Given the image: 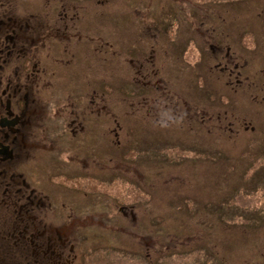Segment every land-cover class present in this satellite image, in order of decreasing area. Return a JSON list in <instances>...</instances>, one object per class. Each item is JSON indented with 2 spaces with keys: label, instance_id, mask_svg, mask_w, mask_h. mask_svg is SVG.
Masks as SVG:
<instances>
[{
  "label": "rangeland",
  "instance_id": "rangeland-1",
  "mask_svg": "<svg viewBox=\"0 0 264 264\" xmlns=\"http://www.w3.org/2000/svg\"><path fill=\"white\" fill-rule=\"evenodd\" d=\"M61 1L64 8L80 11L86 30L99 32L101 44L95 45L96 53L90 51L89 61L72 59L60 84L52 82L56 102L49 109L59 110L63 98L72 101L71 94L98 91L99 139L92 143L98 155L73 161L64 155L38 158L19 163L17 171L29 184L27 192L34 189L47 198L45 224L53 221L64 232L74 226L77 235L69 237H76L73 264H157L158 246L149 261L144 258L147 240L164 246L173 238L178 243L164 251L163 264H264V168L259 165L264 161V90H253V81L264 76V0H0V11L54 13ZM204 32L226 45L220 59L227 47L229 60H245L239 68L249 87L243 92L241 83L234 93L222 78L205 73L216 61L205 53ZM144 45L161 47L163 59L174 53L162 66L177 74L180 96L164 101L176 105L184 118L145 122L142 108L152 109L153 98L146 100L135 73L121 68V59L140 55ZM221 95L226 103L212 111L208 128L201 110L208 100L219 103ZM90 102L88 107L96 103ZM224 110L248 121L254 131L228 135L217 118ZM115 116L122 127L117 145L103 126ZM74 168L90 171L77 175L71 173ZM11 170L0 171L9 175ZM85 217L95 221L70 225Z\"/></svg>",
  "mask_w": 264,
  "mask_h": 264
},
{
  "label": "flooded vegetation",
  "instance_id": "flooded-vegetation-1",
  "mask_svg": "<svg viewBox=\"0 0 264 264\" xmlns=\"http://www.w3.org/2000/svg\"><path fill=\"white\" fill-rule=\"evenodd\" d=\"M66 5L68 4L66 3ZM60 8L54 13H4L0 11V164L8 163L12 168L9 171L10 175H16L22 179V183L25 178L17 171L19 163L61 155L67 156L68 161H73L74 158L78 159L81 156V160H91V157L98 155V150L92 146V143L99 139V116L102 107L100 106L101 95L98 91L93 89L80 97L71 94L69 97L72 101L70 102H65L61 96L63 98L62 107L59 110L49 109L56 102L52 99L55 97L53 83L60 84L64 80V69L75 58L83 60L84 63L89 61L93 56L90 51L96 53L95 45L101 44L100 33L86 30L84 19L79 15L80 11L75 10V6L64 8V3L61 1ZM92 29L98 30L95 27ZM205 34L206 32L203 36L205 53L207 52L210 57L213 56L216 61L215 67L218 60L221 62V66L216 70L217 74L221 75L222 84L229 91L236 93L239 89H235L234 86H239L241 83L240 90L243 92L247 84V77L242 74L239 66L241 64L242 68L245 60L239 56L234 57L236 62L229 60L227 47L220 59V49L222 50V47L226 45L214 42V36L212 39H207ZM107 43L112 47V42L107 41ZM103 44H106V41H103ZM155 49H148L144 45L140 55H136L134 58H128L126 55L121 59L124 64L121 65L122 70L127 73H135L142 94H145V99L148 100L149 96H152V101L155 103L152 109L142 108L147 125H151L152 120L160 124L159 119H171L173 116L184 118L177 111L176 105L171 101L170 103L164 101L171 95L180 96L175 86L177 74L171 75L166 71L167 67L162 66V62L174 53H167L163 59V49L161 47H157L156 51ZM155 54H158L156 59H154ZM94 57L96 59L94 61L98 62V56L94 54ZM225 77L226 80L223 81ZM253 82L254 93L263 92L264 76ZM231 84L234 85L230 87ZM247 86L249 87L248 84ZM223 96H220L219 103L215 101L212 103L211 100H208L207 105L201 110L205 115V124L208 128L211 127L213 120L212 111L220 109ZM82 99H86L88 104ZM92 100H95L96 103H93L92 107H88ZM225 103L226 101L222 102V105ZM186 112L184 111V113ZM194 115L196 116L195 113ZM120 118L127 121L126 116ZM217 118L223 121L220 123V127L228 135H231L233 131L240 133V129H243L244 132L254 131L248 121L238 119L235 114L228 116V112L225 110ZM56 120H60V122H56ZM111 121L108 119L107 124L103 126L107 128V134L111 135L112 144L117 145L118 131H121L122 127L116 116ZM235 122H238L240 126L235 127L233 125ZM201 124H204V121ZM125 132L127 135V131ZM86 143L89 148L85 151L87 145L84 146V144ZM69 145L77 150H72ZM259 165L264 168V161L259 162ZM89 171L85 168H74L71 173L84 175ZM28 185L24 187L28 189ZM261 189L262 187H257L256 192ZM33 191L34 189L30 190L33 198L31 204L44 207L40 211L43 227L50 226L52 229L50 233L39 234V237H45L48 240L46 243L48 248L33 252L34 258L40 254L45 256L44 264H73L76 255L72 254V248L75 246L76 237L75 240L74 237L69 238L77 235V233H73V224L79 222V225L84 226L85 221H90L91 218H81L82 221L74 218V222H70L73 227L68 232L58 228L53 221L50 225L45 224L43 218L45 214L42 213L49 211L50 204L46 197ZM61 205L65 206V202L62 201ZM125 216L128 215L125 214ZM130 216L132 219V214ZM34 220L38 219L35 217ZM147 242L148 244L144 248V258L149 261L150 251L153 252V247L158 246L155 254L157 257L160 256V260L157 264H163L161 257L166 258L164 251L171 245L163 246L160 241L155 239H148ZM176 260L174 259L173 262ZM36 261L37 259L33 262Z\"/></svg>",
  "mask_w": 264,
  "mask_h": 264
},
{
  "label": "trees",
  "instance_id": "trees-1",
  "mask_svg": "<svg viewBox=\"0 0 264 264\" xmlns=\"http://www.w3.org/2000/svg\"><path fill=\"white\" fill-rule=\"evenodd\" d=\"M212 61L215 62L214 59ZM213 67L212 65L209 68L208 63L205 73L215 75L216 80L221 79V75L217 74V68ZM0 170L7 172L11 168L7 164L4 168L0 166ZM24 186H27L25 179L22 183V179L16 175L0 173V264H44L46 262L45 256L39 254L34 258V253L48 248L46 246L48 240L45 237H39V234L50 233L52 229L50 226L46 228L39 226L43 225L40 211L44 207L31 204L32 194L30 191L27 192ZM22 198L25 200L24 203ZM35 217L38 220H34ZM92 221L95 220L91 218L90 221H85V225L92 224ZM172 240L173 242L168 241L165 245L173 246L178 243L174 242V238ZM176 255L178 254L169 258ZM35 259L37 261L33 262Z\"/></svg>",
  "mask_w": 264,
  "mask_h": 264
}]
</instances>
